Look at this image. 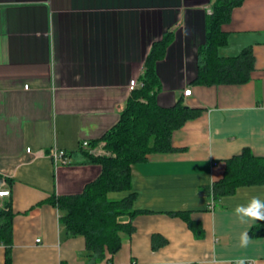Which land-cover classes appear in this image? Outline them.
<instances>
[{
	"label": "crops",
	"instance_id": "obj_1",
	"mask_svg": "<svg viewBox=\"0 0 264 264\" xmlns=\"http://www.w3.org/2000/svg\"><path fill=\"white\" fill-rule=\"evenodd\" d=\"M213 2L0 0V176L11 189L5 202L13 213L0 264L8 256L10 264H264V235H251L260 221L235 214L253 197L264 199V185L217 201L208 192L227 159L246 148L264 156V0L234 8L224 26L228 43L219 50L232 57L251 48V78L197 85ZM166 33L172 41L157 63V102L172 107L183 98L200 113L174 131L172 151L133 165L134 207L143 213L111 262H95L48 200L79 192L99 174L81 143L101 141L119 121L133 93L129 83L142 84L152 46ZM188 88L192 94L184 96ZM54 149L66 150L69 164L56 167ZM176 212L189 214L202 233ZM245 232L250 239L242 247Z\"/></svg>",
	"mask_w": 264,
	"mask_h": 264
},
{
	"label": "trees",
	"instance_id": "obj_2",
	"mask_svg": "<svg viewBox=\"0 0 264 264\" xmlns=\"http://www.w3.org/2000/svg\"><path fill=\"white\" fill-rule=\"evenodd\" d=\"M244 0H214L207 16L206 41L199 47L198 74L193 82L213 86L247 82L255 69V56L251 48L232 57L221 56L219 50L228 43L229 35L224 26L231 22L234 8ZM172 33H166L161 41L153 44L146 60V69L140 87L132 91L119 121L101 141L107 154L88 155L91 164L100 167L99 174L74 194H54L48 202L57 207L60 222L68 234L83 237L86 251L95 262H111L121 249L123 238L134 231L133 220L143 213L134 207L136 192L132 185L133 165L144 161L151 153H167L173 150L175 130L188 120L197 117L200 110L185 105L183 98L172 107H162L157 102L161 82L157 63L165 57L171 44ZM99 141V142H101ZM90 142L92 147L99 143ZM264 185V156L255 155L250 149L225 161L223 177L209 189L217 201L233 195L240 187ZM124 197H114L125 193ZM0 209V240L10 244L13 213L10 206ZM197 234L202 233L198 222L189 214L178 212ZM251 235H264V221L251 229ZM10 264V257L7 258Z\"/></svg>",
	"mask_w": 264,
	"mask_h": 264
},
{
	"label": "built area",
	"instance_id": "obj_3",
	"mask_svg": "<svg viewBox=\"0 0 264 264\" xmlns=\"http://www.w3.org/2000/svg\"><path fill=\"white\" fill-rule=\"evenodd\" d=\"M140 86L141 85L138 83L137 79H133L129 83V89L131 91H134ZM25 87L28 88V85ZM191 94H192L191 88H188L184 91V96H190ZM103 146L104 144L99 145L98 147H92L90 145V142L88 141H84L81 143V148L88 151L89 154H94V155L103 154L104 153L102 149ZM31 151L32 150L30 148H27V152L31 153ZM49 156L53 159L56 167L60 165L69 164V157H68L67 151L64 149H54L49 154ZM0 178H2V182L0 183V209H7L8 207H7V203L5 202V200L11 198L12 192H11V189L7 186V178L3 176H0ZM211 206L212 207L215 206L214 201L211 204ZM132 264H137V262H133Z\"/></svg>",
	"mask_w": 264,
	"mask_h": 264
},
{
	"label": "clouds",
	"instance_id": "obj_4",
	"mask_svg": "<svg viewBox=\"0 0 264 264\" xmlns=\"http://www.w3.org/2000/svg\"><path fill=\"white\" fill-rule=\"evenodd\" d=\"M235 214L241 220L264 221V199L253 197L246 205H238L235 209ZM247 232L242 233L240 237V244L242 247L249 243ZM238 264H244L241 260Z\"/></svg>",
	"mask_w": 264,
	"mask_h": 264
},
{
	"label": "rangeland",
	"instance_id": "obj_5",
	"mask_svg": "<svg viewBox=\"0 0 264 264\" xmlns=\"http://www.w3.org/2000/svg\"><path fill=\"white\" fill-rule=\"evenodd\" d=\"M98 144L102 145V144H104V141H101ZM102 149H103V152H104L103 154H107L108 153L104 147H102Z\"/></svg>",
	"mask_w": 264,
	"mask_h": 264
},
{
	"label": "water",
	"instance_id": "obj_6",
	"mask_svg": "<svg viewBox=\"0 0 264 264\" xmlns=\"http://www.w3.org/2000/svg\"><path fill=\"white\" fill-rule=\"evenodd\" d=\"M2 182V178H0V183Z\"/></svg>",
	"mask_w": 264,
	"mask_h": 264
}]
</instances>
